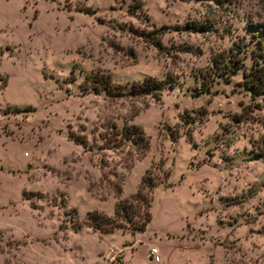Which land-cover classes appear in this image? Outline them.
Returning a JSON list of instances; mask_svg holds the SVG:
<instances>
[{"label":"rangeland","instance_id":"obj_1","mask_svg":"<svg viewBox=\"0 0 264 264\" xmlns=\"http://www.w3.org/2000/svg\"><path fill=\"white\" fill-rule=\"evenodd\" d=\"M161 25L163 49L138 35ZM263 29L264 0H0V264H264V90L240 83ZM95 70L117 92L171 85L112 97L86 88ZM123 122L142 156L109 141ZM144 174L141 232L86 223Z\"/></svg>","mask_w":264,"mask_h":264},{"label":"trees","instance_id":"obj_2","mask_svg":"<svg viewBox=\"0 0 264 264\" xmlns=\"http://www.w3.org/2000/svg\"><path fill=\"white\" fill-rule=\"evenodd\" d=\"M133 6L132 8H134ZM82 12L92 14L93 9L89 7H82ZM204 25L198 26V28H203ZM166 28V26L161 25V27L153 28L149 31L144 33L139 32L138 35H142V38L152 46L157 49H163L162 45L159 42V38L161 35V29ZM263 36H264V29ZM259 56H262V61L259 62L255 60L252 66L243 72L241 85L244 89L251 90L255 93L264 90V49L258 53ZM230 59H226L220 63L221 67L228 69L227 63L230 62ZM217 67V66H215ZM222 72V71H221ZM86 84L88 90L93 92L103 91L107 96H118L120 94H127V95H136V94H147L152 95L155 93H159L162 91L166 86H170L169 79H155L152 76H145L140 81H132L129 86L128 90H124L123 92H117L116 86L113 85L107 74L100 72L99 70H95L90 72L85 77ZM3 86V85H2ZM23 111H26L29 106L21 108ZM19 110V109H17ZM112 129V137L109 141H112L113 144L116 146L118 145H126L133 149L135 152L136 157H140L143 155L144 151L148 147V140L144 136L142 129L132 123L123 122L121 127L118 128H111ZM168 135H172V137H176V135L168 133ZM67 137L75 144H79L84 146L85 138L84 135L73 134L72 132H67ZM105 139V136H104ZM172 140H174L172 138ZM107 138L105 139V143L109 142ZM108 145V144H107ZM109 147V146H108ZM261 152L260 155L264 154V144L260 145L257 148ZM147 172V170H145ZM155 182L153 179L147 174H144L137 186L136 190L131 193L128 198H120L117 199L113 204L112 209V216H106L103 214H97L91 212L86 213L85 221L88 225L94 228H101L110 231L113 227L119 226L120 219L123 220L125 223L129 225L131 231L141 232L146 223L150 219V200H151V190L154 186ZM120 187H116V194L120 192ZM133 201L137 202V204H133ZM138 207L136 210L133 207ZM136 214V220L133 222L132 215ZM100 215V216H99Z\"/></svg>","mask_w":264,"mask_h":264},{"label":"built area","instance_id":"obj_3","mask_svg":"<svg viewBox=\"0 0 264 264\" xmlns=\"http://www.w3.org/2000/svg\"><path fill=\"white\" fill-rule=\"evenodd\" d=\"M147 255L150 260H153V261L158 260V255L156 253V248L154 246L148 248Z\"/></svg>","mask_w":264,"mask_h":264},{"label":"crops","instance_id":"obj_4","mask_svg":"<svg viewBox=\"0 0 264 264\" xmlns=\"http://www.w3.org/2000/svg\"><path fill=\"white\" fill-rule=\"evenodd\" d=\"M22 166V164H20L19 166H18V168H20Z\"/></svg>","mask_w":264,"mask_h":264}]
</instances>
